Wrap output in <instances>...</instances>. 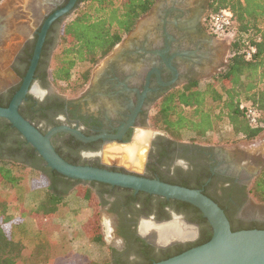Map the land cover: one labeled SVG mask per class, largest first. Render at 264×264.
<instances>
[{
	"label": "flooded vegetation",
	"instance_id": "obj_1",
	"mask_svg": "<svg viewBox=\"0 0 264 264\" xmlns=\"http://www.w3.org/2000/svg\"><path fill=\"white\" fill-rule=\"evenodd\" d=\"M33 1L29 0L25 7V0L0 2V69L5 73L0 78L2 108L8 107L21 89L47 21L72 0ZM78 2L46 30L20 113L43 134L66 126L88 138L96 137L83 142L65 132L55 134L53 145L70 163L200 189L225 210L232 228H264V205H259L261 210L257 211V203L250 196L253 181L264 168V149L260 147L249 155L229 152L225 147L177 141L155 131L152 122L160 101L169 92L192 81L212 78L225 66V48L215 44L216 38L207 28L213 0L165 3L157 0L155 4L161 2L163 6L148 24V35L143 37L140 31L143 21H139L134 30L137 34H128L109 59L92 71L81 94L68 99L54 89L51 65L62 44L64 24L75 13ZM11 7L12 12L7 13L6 8ZM44 8L47 13L42 15ZM32 12V19H36L33 25ZM155 12L157 9L153 7L147 15L153 16ZM7 123L0 119V132ZM145 131L151 134L146 161L128 165L142 167L139 173L126 169V165L102 163L101 153L107 145L133 147L138 142L143 145L140 137ZM17 136L7 131L5 138H0V161H11L25 153V145L18 150ZM29 162L34 161L30 158ZM98 188L94 190L100 199L103 234L110 247L108 264H153L199 243L202 238L205 227L194 219L193 209L179 207L176 200L109 185ZM174 223L191 235L169 243L158 241L159 228Z\"/></svg>",
	"mask_w": 264,
	"mask_h": 264
},
{
	"label": "trees",
	"instance_id": "obj_2",
	"mask_svg": "<svg viewBox=\"0 0 264 264\" xmlns=\"http://www.w3.org/2000/svg\"><path fill=\"white\" fill-rule=\"evenodd\" d=\"M156 2L157 0H79L73 17L64 24L61 36L63 47L56 52L52 61L51 71L55 82L70 83L77 66L89 64L90 67L76 80V84L86 87L92 71L135 30L140 19L149 14ZM226 7L233 11L236 25L227 65L219 74L210 78L204 89L199 87L200 81H192L169 92L160 101L153 115L154 126L177 141L184 132L194 135L193 142L218 133L220 140L225 143L233 137L253 141L264 133V0H213L207 20L212 13ZM251 46L256 47L257 52L251 60H246V53ZM248 104L254 106L261 115L257 126H252L246 118ZM7 131L18 134L16 145L19 151L23 145L27 149L20 158L0 161V264H36L39 254L29 252L23 242L14 240L11 231V225L20 224L21 219L10 213V206L13 204L14 211H22V203L30 191L27 178L16 172V167L13 166L26 164L40 172L42 179L46 180L49 191L35 213L42 219L53 217L59 210L64 194L82 183L47 167L36 149L10 123L0 132V138H5ZM30 158L34 162H29ZM6 186L10 191L3 189ZM99 186L108 185L89 183L85 198L92 199L94 189ZM101 193L106 194L107 191ZM250 196L264 205V168L253 181ZM176 203L179 207L193 209L194 219L205 229L199 243L185 250L180 249L167 259L204 245L213 236L211 226L199 209L188 203ZM25 216L26 213H23L22 217ZM93 229V236L101 241L97 222L93 223ZM232 229L236 232L255 228ZM85 264L101 263L88 261Z\"/></svg>",
	"mask_w": 264,
	"mask_h": 264
},
{
	"label": "rangeland",
	"instance_id": "obj_3",
	"mask_svg": "<svg viewBox=\"0 0 264 264\" xmlns=\"http://www.w3.org/2000/svg\"><path fill=\"white\" fill-rule=\"evenodd\" d=\"M6 10L7 13H11L12 7L6 8ZM72 17L73 15L69 19ZM232 40L233 38L215 40V44H220L221 47L225 48L224 64L229 60L230 53H228V47L231 45ZM62 47L61 45L58 51ZM88 67H90L89 64H79L73 74L72 81L70 83L54 82V89L68 99L77 98L83 89H85V86H79L76 84V80ZM4 74L3 69H0L1 79ZM209 80L210 78H206L200 81L199 87L204 89ZM154 128L155 131L169 136L165 131L157 127ZM145 133L140 137L143 140L139 139L143 141V145L140 142L135 143L133 147H113L115 145H107L101 153L102 163L118 166H128L133 163L137 165V162L138 164L141 163L139 162V158L141 157H143L142 163H145L149 143L148 139H150L151 135L150 131H145ZM193 139L195 137L192 133L184 132L178 141L193 142ZM195 143L225 147L229 152H245L251 155L256 151L255 149H259L260 147L264 149V133L253 141H246L242 137H233L227 143L220 140L218 133H213L205 140H197ZM13 167H16V172L27 178L30 191L22 203V211H14L13 204L10 206V213L14 214L17 219H21L20 224L11 225V231L14 240L23 242L29 252L35 251L37 255L39 254L36 264H85L88 261L108 264L110 260V247L103 234L100 199L96 193V195L93 194L92 199L88 200L85 198L88 184H81L65 193L64 199L59 204L58 212L53 217L42 219L35 213L38 206L47 197L49 187L45 183L46 180L42 179L40 172L33 170L30 166H26V164H16ZM125 168L139 173L142 167L128 166ZM3 189L10 191L8 186ZM255 202L258 207L257 211L260 212L261 206L259 205L261 203ZM23 213H26L24 218L22 217ZM95 222L98 223L101 241H97L95 236H93V223Z\"/></svg>",
	"mask_w": 264,
	"mask_h": 264
},
{
	"label": "water",
	"instance_id": "obj_4",
	"mask_svg": "<svg viewBox=\"0 0 264 264\" xmlns=\"http://www.w3.org/2000/svg\"><path fill=\"white\" fill-rule=\"evenodd\" d=\"M53 1L55 0H52L50 3H53ZM161 1L165 3L168 0ZM75 2L76 0H72L66 8L58 11L47 21L37 45L29 73L9 106L5 108L0 107V119L7 120L22 135L23 139L36 149L47 167L69 179L80 181L84 185L95 182L130 189L136 193L143 192L168 200L188 203L199 209L212 228L213 236L211 240L178 256L153 264H264V230L233 231L231 221L225 210L202 190L163 182L159 179L146 178L139 174L119 172L109 168L72 164L57 152L52 143L53 136L57 133L65 132L83 142H91L96 137L88 138L80 131L66 126L54 128L48 134H43L31 121L27 120L20 113V106L27 97L35 74L46 30L55 19L71 12ZM28 4L29 0H25L23 7ZM162 6L161 2L160 4L158 2L154 6L157 12L153 16L149 17V15H145L140 19V21H143V26L140 28V31L143 32V37L148 35V24L154 21V17ZM46 9H42L40 13L42 15L47 13ZM40 13L36 14L39 15ZM33 14L32 12L30 19H32ZM35 20V18L32 19V25L35 23ZM136 34L135 31L130 33L132 36ZM228 48L230 50L231 45ZM166 52L167 50L163 51L162 55H165ZM167 64L169 65L168 62ZM220 72L221 70L216 72V74Z\"/></svg>",
	"mask_w": 264,
	"mask_h": 264
},
{
	"label": "built area",
	"instance_id": "obj_5",
	"mask_svg": "<svg viewBox=\"0 0 264 264\" xmlns=\"http://www.w3.org/2000/svg\"><path fill=\"white\" fill-rule=\"evenodd\" d=\"M207 28L219 40L233 38L236 31L233 11L226 7L212 13L207 20ZM256 52V47L251 46L246 53V60H251ZM246 118L252 126H257L260 123L261 115L254 106L248 104L246 106Z\"/></svg>",
	"mask_w": 264,
	"mask_h": 264
},
{
	"label": "bare ground",
	"instance_id": "obj_6",
	"mask_svg": "<svg viewBox=\"0 0 264 264\" xmlns=\"http://www.w3.org/2000/svg\"><path fill=\"white\" fill-rule=\"evenodd\" d=\"M215 53H217V52H215ZM206 60H207V58H206ZM141 139L143 140V138H141ZM142 158L143 157L139 158V160H140L139 162H141L139 164H142V162H143ZM137 164H138V162H137ZM185 230L179 223H174V224H171L169 226H164L163 228H159L158 235H157V240L160 241V242L169 243V242H172L173 240L175 241L176 239H180V238H183V237L187 238L189 235H191V233H189L188 231H185Z\"/></svg>",
	"mask_w": 264,
	"mask_h": 264
}]
</instances>
